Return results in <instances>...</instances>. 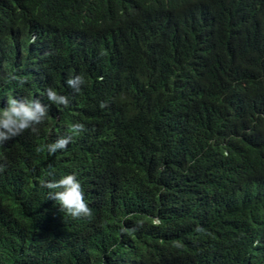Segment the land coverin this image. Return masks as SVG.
<instances>
[{"label":"trees","instance_id":"1","mask_svg":"<svg viewBox=\"0 0 264 264\" xmlns=\"http://www.w3.org/2000/svg\"><path fill=\"white\" fill-rule=\"evenodd\" d=\"M10 95L48 109L0 144V264H264V0H0ZM71 172L88 216L47 198Z\"/></svg>","mask_w":264,"mask_h":264},{"label":"clouds","instance_id":"2","mask_svg":"<svg viewBox=\"0 0 264 264\" xmlns=\"http://www.w3.org/2000/svg\"><path fill=\"white\" fill-rule=\"evenodd\" d=\"M158 14L154 17L156 18ZM154 18V19H155ZM197 28L205 21V13L196 12ZM70 51L73 53V47L81 45L80 36L71 35ZM69 51V52H70ZM9 79L15 80V74H9ZM67 85L73 90L72 95L65 96L59 94L55 89L49 87L46 89V98L48 101L57 105L74 106L79 99L78 94L85 78L82 74L70 75L66 80ZM75 95L77 99L74 100ZM48 105L42 103L40 99H24L16 96H8L7 104L0 106V144L19 136L25 130L37 132V125L41 124L47 116ZM71 132L55 139L47 144L49 154L56 153L58 150L65 149L72 141L73 136L85 129L82 122H74L71 126ZM51 179L44 180L43 186L49 191L47 198L53 199L59 204L62 212L74 218L88 216L91 214L89 205L84 197L81 182L74 172L62 174L59 178L54 173H50Z\"/></svg>","mask_w":264,"mask_h":264},{"label":"rangeland","instance_id":"3","mask_svg":"<svg viewBox=\"0 0 264 264\" xmlns=\"http://www.w3.org/2000/svg\"><path fill=\"white\" fill-rule=\"evenodd\" d=\"M71 44V39L70 37H68V39L66 40L65 42V46L66 48H68V46ZM71 52V51H70ZM65 74H62V77L64 76ZM64 85H67V83H64ZM64 107H68V106H64Z\"/></svg>","mask_w":264,"mask_h":264}]
</instances>
